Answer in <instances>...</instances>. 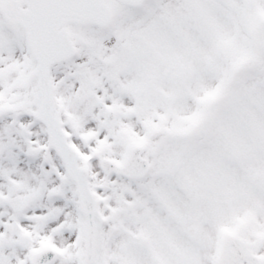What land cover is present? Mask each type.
Instances as JSON below:
<instances>
[{
    "label": "snow or ice",
    "instance_id": "6c2138e0",
    "mask_svg": "<svg viewBox=\"0 0 264 264\" xmlns=\"http://www.w3.org/2000/svg\"><path fill=\"white\" fill-rule=\"evenodd\" d=\"M0 264H264V0H0Z\"/></svg>",
    "mask_w": 264,
    "mask_h": 264
}]
</instances>
